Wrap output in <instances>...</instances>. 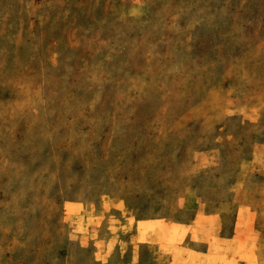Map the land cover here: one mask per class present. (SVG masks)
<instances>
[{
  "label": "rangeland",
  "instance_id": "rangeland-1",
  "mask_svg": "<svg viewBox=\"0 0 264 264\" xmlns=\"http://www.w3.org/2000/svg\"><path fill=\"white\" fill-rule=\"evenodd\" d=\"M192 119L264 138V0H0V264H98L82 204Z\"/></svg>",
  "mask_w": 264,
  "mask_h": 264
},
{
  "label": "crops",
  "instance_id": "crops-1",
  "mask_svg": "<svg viewBox=\"0 0 264 264\" xmlns=\"http://www.w3.org/2000/svg\"><path fill=\"white\" fill-rule=\"evenodd\" d=\"M179 121L186 134L151 162L134 154L122 189L83 203L75 229L88 222L98 264H264V138Z\"/></svg>",
  "mask_w": 264,
  "mask_h": 264
}]
</instances>
